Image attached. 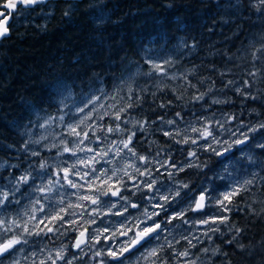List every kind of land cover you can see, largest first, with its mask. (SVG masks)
<instances>
[{
  "label": "clouds",
  "instance_id": "9594fccd",
  "mask_svg": "<svg viewBox=\"0 0 264 264\" xmlns=\"http://www.w3.org/2000/svg\"><path fill=\"white\" fill-rule=\"evenodd\" d=\"M15 4L0 66L89 44L0 106V264H264V0Z\"/></svg>",
  "mask_w": 264,
  "mask_h": 264
},
{
  "label": "trees",
  "instance_id": "16d2710c",
  "mask_svg": "<svg viewBox=\"0 0 264 264\" xmlns=\"http://www.w3.org/2000/svg\"><path fill=\"white\" fill-rule=\"evenodd\" d=\"M85 33V23L68 25L47 36L30 33L24 41L17 40L16 33H13V42L16 45L14 61L0 66V106L10 104L13 85L23 84L36 62L46 57L52 58L54 55H65L74 50L87 49L89 41ZM16 56L19 57L16 58ZM0 154L13 155L2 147H0Z\"/></svg>",
  "mask_w": 264,
  "mask_h": 264
},
{
  "label": "snow or ice",
  "instance_id": "6c2138e0",
  "mask_svg": "<svg viewBox=\"0 0 264 264\" xmlns=\"http://www.w3.org/2000/svg\"><path fill=\"white\" fill-rule=\"evenodd\" d=\"M0 7H2V11H0V17L5 16V13L9 8L16 7L15 0H11V2L10 0H6V2H4V0H0ZM4 23L6 24V20L4 21ZM3 30L7 31V28L5 27Z\"/></svg>",
  "mask_w": 264,
  "mask_h": 264
},
{
  "label": "water",
  "instance_id": "95a60500",
  "mask_svg": "<svg viewBox=\"0 0 264 264\" xmlns=\"http://www.w3.org/2000/svg\"><path fill=\"white\" fill-rule=\"evenodd\" d=\"M4 2H6V0H4ZM0 11H2V7H0ZM8 19H10V17Z\"/></svg>",
  "mask_w": 264,
  "mask_h": 264
}]
</instances>
